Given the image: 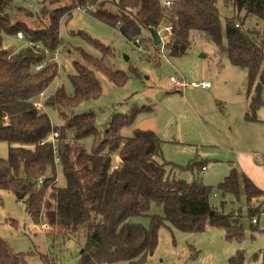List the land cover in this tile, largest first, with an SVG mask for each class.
Listing matches in <instances>:
<instances>
[{
    "label": "trees",
    "instance_id": "obj_1",
    "mask_svg": "<svg viewBox=\"0 0 264 264\" xmlns=\"http://www.w3.org/2000/svg\"><path fill=\"white\" fill-rule=\"evenodd\" d=\"M106 1L113 11L103 7ZM164 1L49 0L57 7L45 13L47 24L31 29L24 23L13 24L7 13L10 1L0 0V46L2 34L19 32L24 43L51 52L58 50L60 21L75 8L85 9L130 42L143 32L148 38L156 32L173 58L187 53L193 36H202L220 53L225 51L232 66L246 71L248 104L244 117L257 121L255 114L264 107V31L246 29L243 24L247 16L264 22V0H221L234 14L223 21L219 0H167L169 6ZM168 26L170 33L161 35ZM85 39L96 46V41ZM33 46H22L15 52L0 48V142L8 146L7 158H0V190L11 192L34 223L45 224L52 231H77L91 226L88 216L103 213L107 216H102L99 229L90 228L89 241L104 252L110 249L115 260L136 264H142L153 253L158 229L163 226L156 217L147 227L133 220L151 203L161 205L164 220L178 231L201 232L208 219L211 225L224 230L226 240L240 238V229L228 222L230 216L220 213L223 204L219 209L212 206V188L194 178V165L202 171L203 164L193 161L190 167L182 168L164 161L162 142L151 131L135 130L130 137L120 135V129L132 123L134 112L114 115L103 131L97 129L94 113H72L79 104L101 94L95 73L117 86L126 82L123 72L112 70L105 62L113 56L109 48L102 47L98 59L76 49L80 61H73L75 73L68 77L72 94L66 95L59 88L43 100V106L54 109L62 119L57 127L44 111L35 109L34 102L57 76L58 64L51 61L52 54L38 53ZM39 65L41 69L36 71ZM53 131L58 134L56 152L47 141ZM87 138L92 141L89 150L82 143ZM57 165L62 168L63 186L56 185ZM175 170L189 171L193 178H180ZM217 188L223 194L242 192L249 198L264 195L232 164ZM47 235L56 238V234ZM237 255L229 260L231 264L242 259L241 253ZM23 257L0 238V264H24ZM99 259L86 256L79 264H97Z\"/></svg>",
    "mask_w": 264,
    "mask_h": 264
},
{
    "label": "rangeland",
    "instance_id": "obj_2",
    "mask_svg": "<svg viewBox=\"0 0 264 264\" xmlns=\"http://www.w3.org/2000/svg\"><path fill=\"white\" fill-rule=\"evenodd\" d=\"M9 1L7 13L11 22L24 23L31 29L46 25L45 13L57 7L50 5L49 0ZM104 3L103 7L114 10L108 1ZM218 8L221 21L234 15L221 0ZM243 26L264 31V22L253 16H247ZM1 37V49L15 52L24 46L23 39L15 35L2 34ZM85 37L96 41V46ZM59 38L58 73L44 91V97L53 95L59 88L66 95L72 94L68 77L75 73L73 61H80L76 49L98 59L101 48H109L113 56L105 62L112 70L123 72L126 82L117 86L103 74L95 73L101 94L79 104L72 113H94L96 127L103 131L114 115L134 112L132 123L121 128L120 135L130 137L135 130L151 131L162 142L164 161L182 168L190 167L193 161L203 164L206 170L202 171L194 165V178L212 188V206L219 209L222 203L220 213L230 216L228 222L236 230L240 229L239 239L226 240L224 230L206 219L201 232H181L168 226L160 204L151 203L145 213L133 218L145 227L152 217L163 222L157 232L156 248L142 264H231L229 260L238 256L237 253L242 254L241 260L236 259L238 264H264V195L250 198L242 192L228 195L217 188L228 175L230 164L234 163L237 170L244 173L240 164L247 166L246 162L254 166L252 171L246 168L250 171L246 174L248 179L264 191V108L255 114L261 121L244 119L246 71L232 66L226 52L220 53L202 36H193L187 53L173 58L164 48L162 39L154 46L143 32L137 36L138 44L130 42L85 9L73 10L61 19ZM170 77H182L186 82H208L210 88L176 91L169 82ZM261 99L264 100V88ZM44 112L53 126L62 124L54 109L44 107ZM82 143L86 150L92 146L90 138ZM7 153V144L0 142V158H7ZM174 173L187 181L193 178L189 171L175 170ZM56 185H64L60 165L56 166ZM102 216L103 213L88 216L91 226L81 230L53 232L47 228L43 231L41 223L33 222L11 192L0 190V238L14 252L24 256V264H79L86 256H100L97 264H136L115 260L110 249L104 252L89 241L90 228L99 229L102 218L107 215ZM251 219L256 223L252 224ZM50 233L56 234V238L47 235Z\"/></svg>",
    "mask_w": 264,
    "mask_h": 264
},
{
    "label": "built area",
    "instance_id": "obj_3",
    "mask_svg": "<svg viewBox=\"0 0 264 264\" xmlns=\"http://www.w3.org/2000/svg\"><path fill=\"white\" fill-rule=\"evenodd\" d=\"M170 4H171L170 1H167V0L164 1V5L169 6ZM75 10L81 11L82 9L75 8ZM162 31H163V33L169 34L170 33V27L169 26L165 27ZM15 35L19 40L23 39L22 33L17 32ZM134 42L138 44L139 43L138 38L134 39ZM25 46H33V45L30 42H26V43H24V47ZM33 47L35 48V50L38 53L45 54V55H51L52 54L51 61L57 63L58 50H54L51 52L50 50H48L42 46L35 45ZM138 50H140V49H138ZM40 69H41L40 65L35 67L36 71H38ZM169 82L172 83V85L176 91H181V90H184L186 88H201V89H209L210 88V84L208 82H201V83L186 82L182 77H170ZM44 98H45L44 92H41L37 95L35 102H34V106H35L36 110L44 111V106H43ZM57 136H58L57 132L53 131V132H51V134L49 135L48 140H47L51 144H53L54 152H56L55 139L57 138ZM56 162H57V160H56ZM112 168L116 169L115 166H113ZM251 223L255 224L256 223L255 219H251ZM41 228L43 231H46L48 226H46L45 224H41Z\"/></svg>",
    "mask_w": 264,
    "mask_h": 264
},
{
    "label": "crops",
    "instance_id": "obj_4",
    "mask_svg": "<svg viewBox=\"0 0 264 264\" xmlns=\"http://www.w3.org/2000/svg\"><path fill=\"white\" fill-rule=\"evenodd\" d=\"M246 111H245V113H244V116H245V114H246V112H247V99H246ZM262 108H264V107H261L260 109H262ZM259 109V110H260ZM258 110V111H259ZM257 111V112H258ZM244 119H245V117H244ZM257 119V118H256ZM246 120V119H245ZM260 120V119H259ZM259 120H257V121H255V122H258ZM247 121V120H246ZM261 121V120H260ZM237 155V154H236ZM247 166H245V165H243V164H240V168L242 169V171H244V173L243 174H245V176L247 177V175L246 174H248V173H250V171H248V170H246V168H250V170L252 171L253 169H254V166L253 165H251V163H246V162H244ZM232 165H234L235 166V164L234 163H232ZM239 165V164H238ZM236 167V166H235ZM237 169V168H236ZM204 170H206V168L204 169ZM256 170H259V169H256ZM239 171V170H238ZM241 172V171H240ZM248 178V177H247ZM228 195H231V194H228ZM95 247V246H94ZM94 251H96V250H94Z\"/></svg>",
    "mask_w": 264,
    "mask_h": 264
},
{
    "label": "water",
    "instance_id": "obj_5",
    "mask_svg": "<svg viewBox=\"0 0 264 264\" xmlns=\"http://www.w3.org/2000/svg\"><path fill=\"white\" fill-rule=\"evenodd\" d=\"M150 38H151L154 46H157L158 44H160V38L156 32H151Z\"/></svg>",
    "mask_w": 264,
    "mask_h": 264
}]
</instances>
